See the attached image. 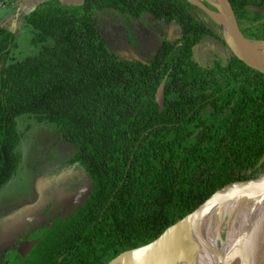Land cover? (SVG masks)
<instances>
[{
	"label": "trees",
	"instance_id": "16d2710c",
	"mask_svg": "<svg viewBox=\"0 0 264 264\" xmlns=\"http://www.w3.org/2000/svg\"><path fill=\"white\" fill-rule=\"evenodd\" d=\"M230 2L244 35L264 41V0ZM104 8L176 22L181 36L162 42L149 63L122 58L97 27L95 10ZM200 10L189 0H41L25 16L41 51L12 62L17 35L0 24V191L22 163L23 114L55 124L76 145L70 161L93 181L26 259L13 249L0 264H108L226 185L264 175V73L233 52L198 60L219 26Z\"/></svg>",
	"mask_w": 264,
	"mask_h": 264
},
{
	"label": "rangeland",
	"instance_id": "374dc122",
	"mask_svg": "<svg viewBox=\"0 0 264 264\" xmlns=\"http://www.w3.org/2000/svg\"><path fill=\"white\" fill-rule=\"evenodd\" d=\"M40 1L7 0L8 3L4 4L0 0V24L12 29L17 35L9 62L23 60L41 51V45L32 42V26L25 21V16L33 5ZM62 1L70 5L81 3V0ZM198 13L208 24H213L209 13L204 9L201 8ZM94 17L110 51L122 58L149 63L162 42L176 40L181 36L178 23L155 19L149 13L134 16L113 8H104L95 10ZM215 26L217 37L208 38L197 48L196 57L202 62L207 61L214 53L226 56L233 52L227 42L219 39L224 31L223 26L221 29ZM222 38L225 39L223 36ZM53 42L51 40L49 44ZM16 120L22 133L20 151L23 158L16 176L0 191L1 257H5L11 249H20L24 241L31 240L33 232L51 223L55 217L67 216L84 201L93 186L85 169L70 163L76 152V145L63 141L62 132L55 124L40 121L30 114L18 116ZM263 203L264 193L255 199L232 196L220 201L218 205L221 206L217 211L212 209L201 219L203 226L209 223L208 240L211 245L219 248V253L222 254L224 251L220 246V236L227 245V241L236 238L240 231L254 223H262ZM193 233L191 231L190 236L194 238L195 246H202ZM232 241L229 242L225 255H222L225 256L223 262L230 256L227 251ZM184 244L183 241V250ZM193 258L189 264H219L217 254L211 255L205 250L196 252ZM183 264L187 262L184 261Z\"/></svg>",
	"mask_w": 264,
	"mask_h": 264
},
{
	"label": "water",
	"instance_id": "95a60500",
	"mask_svg": "<svg viewBox=\"0 0 264 264\" xmlns=\"http://www.w3.org/2000/svg\"><path fill=\"white\" fill-rule=\"evenodd\" d=\"M189 1L198 5L210 14L208 9L206 8L207 5L204 6L205 4L203 2L199 3L200 0ZM206 1L207 3L216 8V10L211 9L212 12H219L223 17L222 22L216 20L214 17V19H212L216 23L223 26L225 40L230 45L233 53L250 67L264 73V63H262L257 58L252 47L254 40L247 38L242 32L230 0H217L216 3H213L209 0ZM164 89L165 80L162 81L157 92V100L161 104L160 106H162L164 102ZM263 162L264 155L260 160L259 165ZM242 186H247L251 190L259 191V193L254 197H251L247 195L245 196L243 194H235L232 192ZM263 193L264 175L250 180L230 183L218 190L211 198H209L193 213L177 221L171 226H168L166 230L155 240L145 245L121 252L108 264H183L184 261L189 264L194 259L193 257L196 252L201 253L205 250L208 251L211 255L218 254L220 252L219 248L216 249L213 245H211V242L209 240L201 237L202 235H200L198 230L195 228L192 230V232H194L193 234L195 235V238L198 240V243L202 246L196 247L194 243V238L189 235V240L186 241L184 244V247L186 249L184 248L183 250V236L186 235V232L190 230V228L188 227L191 223V218L198 215L199 213L202 214L203 212H206L201 216L203 220V217L208 214L209 211H211L212 209H215L217 211L218 207L221 206L218 205V203L222 198L226 200L232 196H240L255 199ZM263 208V211H261V213L263 212L261 217L262 223H254L251 227L249 226L244 231H240L239 235L236 238H230L227 241V245L224 243V238L220 236L219 239L223 243V246L222 243L220 246L221 248H223L224 251L222 254L219 253L220 255H225L226 249L229 246V242L233 240L232 244H230L229 250L227 251V254L229 253L228 255L230 256L228 257L227 262H225L224 264H264ZM38 241L39 239H35L29 242H24L22 244L21 248L19 249V252L21 253L23 259L27 257L31 249L37 244ZM180 248H182V250ZM202 248L204 250H201Z\"/></svg>",
	"mask_w": 264,
	"mask_h": 264
},
{
	"label": "bare ground",
	"instance_id": "6f19581e",
	"mask_svg": "<svg viewBox=\"0 0 264 264\" xmlns=\"http://www.w3.org/2000/svg\"><path fill=\"white\" fill-rule=\"evenodd\" d=\"M209 1H211L213 3L217 2V0H209ZM199 3H201V1H199ZM204 6H206V5H204ZM206 8L210 12L211 15L210 14L209 15H210L211 18L214 17L218 21H221V22L223 21V17L221 16V14L219 12H215V11L212 12L211 9L209 7H207V6H206ZM252 47H253V50H254L255 55L257 56V58L262 63H264V42H255V41H253ZM232 192L235 193V194H243L245 196L247 195V196H251V197H254L255 195H257L259 193V191L251 190L247 186H242V187H240V188H238V189H236V190H234ZM221 200H224V198H222ZM204 213H206V212H203L202 214L199 213L198 215H196V216L191 218V223H190V225L188 227V228H190V230L187 231L186 235L183 236L184 243L189 240V235H190L191 231L194 228L198 230L200 235H202L201 237L206 238L207 240L209 239V227H208L209 225L203 226L204 223H202V221H201V219H202L201 216ZM217 255H218L217 257H218V260H219V264H224L225 262H227L228 258H226L227 260H225V262H223L222 260L225 258V256L222 257V255H220V254H217ZM207 259L210 260L208 255H207Z\"/></svg>",
	"mask_w": 264,
	"mask_h": 264
},
{
	"label": "flooded vegetation",
	"instance_id": "af4514ba",
	"mask_svg": "<svg viewBox=\"0 0 264 264\" xmlns=\"http://www.w3.org/2000/svg\"><path fill=\"white\" fill-rule=\"evenodd\" d=\"M203 3H204V2H203ZM204 4H205V3H204ZM205 5H206V4H205ZM207 6H209V5H207ZM200 8H201V7H200ZM207 39H208V38H207ZM207 39H206V40H207ZM206 40H205V41H206ZM203 42H204V41H203ZM203 42H202V43H203ZM199 46H200V45H199ZM199 46H198V47H199ZM215 54H217V53H214L213 55H215ZM213 55H212V56H213ZM217 55H219V54H217ZM196 56H197V52H196ZM210 57H211V56H210ZM210 57H209V58H210ZM209 58L207 59V61L209 60ZM201 62H202V61H201ZM205 62H206V61H205ZM70 160H71V159H70ZM70 163L73 164L71 161H70ZM74 164H76V163H74ZM78 165H79V164H78ZM79 166H80V165H79ZM89 177H90V176H89ZM89 194H90V193H89ZM85 199H86V198H85ZM85 199H84V200H85ZM83 202H84V201H83ZM83 202H82V203H83ZM82 203H81V204H82ZM77 207H78V206H77ZM77 207H76V208H77ZM76 208H74L72 211H74ZM72 211H71L67 216H57V217L66 218V217H68V216L72 213ZM57 217H55L54 219H56ZM54 219H53V220H54ZM53 220H52V221H53ZM51 224H52V222L49 223L48 225H46L45 227L41 228L40 230H37V231L33 232V233H32V236H31V238H30L31 240H29V241H32V240H35V239H39V240H40V239L43 237V234H40L41 231L44 230L46 227L50 226ZM29 241H24V242H29ZM24 242H23V243H24ZM38 242H39V241H38ZM38 242H37V243H38ZM34 247H35V246H34ZM34 247H33V248H34ZM33 248H32V249H33ZM32 249H31V251H32ZM11 250H13V249H11ZM14 250H16V251L21 255V253L19 252V249H14ZM31 251H30V253H31ZM9 252H10V250L6 253V256L9 254ZM30 253H29V254H30ZM29 254H28V255H29ZM28 255H27V256H28ZM6 256H5V257H6ZM21 256H22V255H21ZM5 257H1V256H0V258H5ZM22 258H23V257H22ZM25 259H26V258H25ZM23 260H24V259H23Z\"/></svg>",
	"mask_w": 264,
	"mask_h": 264
}]
</instances>
